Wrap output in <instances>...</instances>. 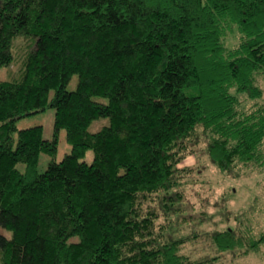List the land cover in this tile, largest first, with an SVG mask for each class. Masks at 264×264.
I'll list each match as a JSON object with an SVG mask.
<instances>
[{"label":"trees","instance_id":"obj_1","mask_svg":"<svg viewBox=\"0 0 264 264\" xmlns=\"http://www.w3.org/2000/svg\"><path fill=\"white\" fill-rule=\"evenodd\" d=\"M18 36L21 75L0 79V264H203L155 224L201 144L223 171L264 158V0H0V67ZM46 107L51 139L17 129ZM61 128L72 147L56 160ZM262 237L212 234L244 252Z\"/></svg>","mask_w":264,"mask_h":264},{"label":"rangeland","instance_id":"obj_2","mask_svg":"<svg viewBox=\"0 0 264 264\" xmlns=\"http://www.w3.org/2000/svg\"><path fill=\"white\" fill-rule=\"evenodd\" d=\"M26 37L13 39L14 62L0 67V79H15L21 75L22 58L27 51ZM78 76L73 74L66 84L68 90L75 89ZM262 102L264 103V80ZM53 95L51 90L49 97ZM105 102L106 98L94 96ZM54 108L23 116L16 120L17 129L35 125L42 126V136L51 139L54 134ZM108 124V117H98L88 126L95 132ZM16 137V132L14 133ZM58 143L55 159L60 160L71 151L64 128L57 133ZM201 144L197 156L188 155L181 165L192 168L185 184L180 188L179 209L172 210L168 217L159 218L155 227L163 226L167 237L183 239L180 252L190 259H203V264H264V158L248 164L238 163L228 171L220 170L210 160ZM263 157V156H262ZM51 156L46 152L39 154L38 170L43 171ZM93 150L87 149L82 160L90 163ZM22 169L23 164H19ZM158 209V207H156ZM234 228L235 233L261 242L252 250L244 252L245 247L235 250H219L212 239L218 230ZM0 232L10 237L11 231L0 225Z\"/></svg>","mask_w":264,"mask_h":264}]
</instances>
